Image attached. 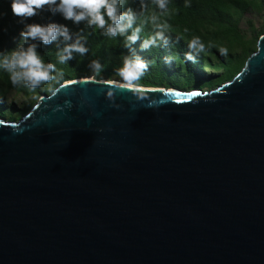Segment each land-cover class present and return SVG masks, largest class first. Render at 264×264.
I'll list each match as a JSON object with an SVG mask.
<instances>
[{
  "label": "water",
  "instance_id": "95a60500",
  "mask_svg": "<svg viewBox=\"0 0 264 264\" xmlns=\"http://www.w3.org/2000/svg\"><path fill=\"white\" fill-rule=\"evenodd\" d=\"M67 81L0 119V264H264V34L209 91Z\"/></svg>",
  "mask_w": 264,
  "mask_h": 264
},
{
  "label": "clouds",
  "instance_id": "9594fccd",
  "mask_svg": "<svg viewBox=\"0 0 264 264\" xmlns=\"http://www.w3.org/2000/svg\"><path fill=\"white\" fill-rule=\"evenodd\" d=\"M126 0H25L24 3L12 0V12L20 17H31L36 15L38 6L47 5L48 11L53 15L59 14L65 20L79 25L82 21L87 26L99 29L108 37H123L124 47L128 49L123 55L121 65L115 69L123 81L121 88L134 89L136 82L141 79L149 69V61L141 56L135 47L136 41L141 39L144 21L137 23L140 15L131 6L125 8ZM159 13L153 12L150 16L155 31L144 37L140 44L142 49L169 46L171 36L168 33L169 24L162 17L168 14V0H155ZM142 7H146L143 5ZM19 32L15 46L11 49L0 50V70L6 71L13 85H23L26 88L36 89L45 82H55L63 86L65 81L64 72L57 69L53 62H46L40 51L41 44H55L57 58L60 64L68 63L74 54L85 56L89 52L87 47V36L81 32L73 33L68 24L49 21L25 22ZM187 31V29H185ZM179 42V40H177ZM188 51L184 53L186 60L197 62V57L206 50V44L200 36H192L187 41ZM222 55H227L228 49H219ZM171 60V59H166ZM88 67L94 73L91 77L95 79L102 72L104 65L99 59H93ZM85 79H88L87 77ZM111 84L113 81H106ZM48 91L55 95L58 87L50 86ZM109 99H114L113 90L106 93ZM65 104L72 106L71 100H65Z\"/></svg>",
  "mask_w": 264,
  "mask_h": 264
},
{
  "label": "trees",
  "instance_id": "16d2710c",
  "mask_svg": "<svg viewBox=\"0 0 264 264\" xmlns=\"http://www.w3.org/2000/svg\"><path fill=\"white\" fill-rule=\"evenodd\" d=\"M257 0H168V14L162 17L169 24L168 33L171 36L169 46L153 47L149 50L142 49L140 44L144 37L152 34L155 29L151 23L150 16L153 12L159 13V9L155 5V0H126L125 8L131 6L140 15H138L137 23L144 21L143 32L141 39L136 41L135 47L137 52L149 61V69L145 72L147 74L144 79L137 83L143 84L139 86L160 87L164 83L159 78L154 79L149 74L158 75L162 70H167L172 75L184 73L188 76L198 77L202 67H219L226 61L224 55L219 51L221 47L226 48V44H233L239 41L242 37L239 27L231 20L236 14L244 13L250 8L256 7ZM12 0H0V50L11 49L15 46L16 40L14 37L19 36V32L25 22H40L45 23L49 21H56L59 23L68 24L73 33L81 32L87 36L88 54L80 56L74 54L73 59L68 63L60 64L57 58V49L55 44H41L38 51L46 62H53L57 65L58 70L64 72L65 81L70 75L65 72L66 68L75 63L76 59L81 58L86 60L88 58L99 59L100 62H105L109 48L113 52L119 54L121 60L123 55L127 53L128 49L124 47L123 37H108L99 32V29H94L81 22L75 25L70 20H65L61 15H53L48 11L47 5L38 6L36 8V15L31 17H20L12 12ZM17 2L24 3L25 0H17ZM146 5V7H142ZM187 29V31H185ZM200 36L206 44V50L197 57V62L186 60L184 53L189 49L187 41L192 36ZM179 40V42H177ZM166 59H171L167 60ZM215 59L217 60L215 62ZM175 68V69H173ZM151 77V78H150ZM168 79H171L168 78ZM3 84L9 89L25 90L42 95L51 93L49 88L38 87L36 89L26 88L23 85H13L9 74L6 71L0 70V92ZM138 85V84H136ZM50 86L58 87L55 82ZM11 104L9 108H13Z\"/></svg>",
  "mask_w": 264,
  "mask_h": 264
},
{
  "label": "rangeland",
  "instance_id": "374dc122",
  "mask_svg": "<svg viewBox=\"0 0 264 264\" xmlns=\"http://www.w3.org/2000/svg\"><path fill=\"white\" fill-rule=\"evenodd\" d=\"M231 20L239 27L242 37L233 44H226L228 53L226 56L224 55L226 62L223 65L221 64L215 68L203 66L201 72L198 73L199 78L184 75V73L172 75L167 70L160 71L157 73L158 75L154 74V72L149 75L154 79L159 78L162 80L164 84L160 87L174 88L186 92L213 90L233 80L245 68L248 58L257 50L259 38L264 34V0H257L255 8H250L244 13L236 14ZM99 32L101 31L99 30ZM109 52L106 61L101 62L104 68L95 80H116L123 82L115 71L122 63L121 57L119 54L114 53L112 48H109ZM91 60L93 59H76L75 63L66 68L65 72L70 75L68 80L86 77L93 79L91 77L94 76V73L88 67ZM147 74H144L140 80L144 79ZM170 77L171 79H168ZM137 82L136 84L143 85ZM51 83L45 82L41 85V88H45L46 90ZM1 90L0 119L5 121H18L26 116L45 93L39 95L32 92L28 93L25 90L9 89L6 84H3ZM46 94L50 93L46 92ZM11 104L14 106L13 108H9Z\"/></svg>",
  "mask_w": 264,
  "mask_h": 264
}]
</instances>
